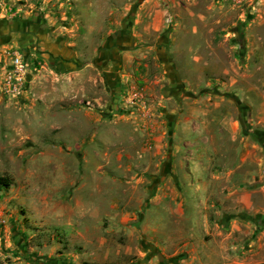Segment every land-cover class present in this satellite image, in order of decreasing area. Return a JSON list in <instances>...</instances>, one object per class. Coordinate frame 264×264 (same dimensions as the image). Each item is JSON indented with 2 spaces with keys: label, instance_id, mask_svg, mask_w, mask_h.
<instances>
[{
  "label": "rangeland",
  "instance_id": "rangeland-1",
  "mask_svg": "<svg viewBox=\"0 0 264 264\" xmlns=\"http://www.w3.org/2000/svg\"><path fill=\"white\" fill-rule=\"evenodd\" d=\"M0 177V264H264V0H0Z\"/></svg>",
  "mask_w": 264,
  "mask_h": 264
},
{
  "label": "trees",
  "instance_id": "trees-1",
  "mask_svg": "<svg viewBox=\"0 0 264 264\" xmlns=\"http://www.w3.org/2000/svg\"><path fill=\"white\" fill-rule=\"evenodd\" d=\"M11 185V179L8 177H0V190L8 188Z\"/></svg>",
  "mask_w": 264,
  "mask_h": 264
},
{
  "label": "built area",
  "instance_id": "built-area-1",
  "mask_svg": "<svg viewBox=\"0 0 264 264\" xmlns=\"http://www.w3.org/2000/svg\"><path fill=\"white\" fill-rule=\"evenodd\" d=\"M15 62H16V64H17V65L19 64V61H18V59H15Z\"/></svg>",
  "mask_w": 264,
  "mask_h": 264
}]
</instances>
